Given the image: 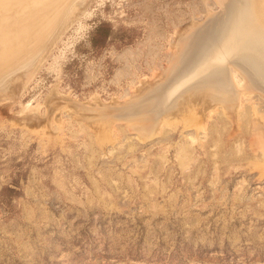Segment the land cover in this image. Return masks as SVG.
<instances>
[{
    "label": "rangeland",
    "instance_id": "obj_1",
    "mask_svg": "<svg viewBox=\"0 0 264 264\" xmlns=\"http://www.w3.org/2000/svg\"><path fill=\"white\" fill-rule=\"evenodd\" d=\"M213 1L86 0L27 86L16 72L20 94L5 79L19 95L0 97V264H264L261 82L235 74L233 113L190 103L145 131L122 109L164 79L183 24L227 0Z\"/></svg>",
    "mask_w": 264,
    "mask_h": 264
},
{
    "label": "bare ground",
    "instance_id": "obj_2",
    "mask_svg": "<svg viewBox=\"0 0 264 264\" xmlns=\"http://www.w3.org/2000/svg\"><path fill=\"white\" fill-rule=\"evenodd\" d=\"M88 1L89 2H86V0H0V83H1L0 87L2 89L0 90L1 91L0 93L4 94V95L0 94L1 99H2V96H4L5 98L6 97L8 98V95L10 94H11V97L15 96L16 98L20 94L19 92L22 91L21 89H24L25 85L27 86V82H28L26 81L27 78L29 81H31L30 79L32 78L30 77L35 76L34 73L36 70V66H37V69L39 70L38 66H41V63H40L42 61L41 59L43 58L44 61H46L43 55H45V51L49 50L48 52H50V49L53 46V43L54 42L56 43V38L58 37L57 35L58 33L55 34V32L58 31L57 29H59L58 32H60V30L66 31L64 26L68 22L70 24L69 19H71V17L73 16L72 13L73 14L74 13L77 14L78 12L82 13L83 10H85V9H82L83 6L86 5L85 2L86 3L91 2V0H88ZM216 1L224 3V0H216ZM234 1L237 2L236 0H227L226 1L227 3L225 2L224 5L220 3V5L223 8L220 9L221 13L219 15H218V12H219L218 11L217 14H215V16L210 17L209 15H206V14L209 13L211 10L207 9L209 12L205 11L206 13L202 15L209 16L210 18L208 17L209 20L205 24L203 22L202 23L203 25L199 23L200 21L198 22V20H196L197 24L195 26L192 25V24H195V22L193 23L195 19L190 20L191 22L189 21V23H191L190 25L191 27H189L188 24H183V25H187L188 28H190V30L188 29L185 30L184 28H186L187 26L183 27L181 25L183 28V31L184 30L188 31V33L186 32V34L184 31L185 35H182L183 31L181 32V30L179 29L180 26L179 27L177 26L178 27V30L176 28V30L178 31L176 32L177 38H178L179 31L181 33L180 35L182 36L179 35L180 38L178 39L175 38L177 39L176 40L177 42L176 44L174 42L172 44L173 46H175L174 48H176V50L169 43L170 48L174 49V50L173 49L171 50H173L174 52L173 54L171 52H170L171 54L169 53V55L171 56L173 55L171 57L172 59H170L171 60L169 63L170 66H168V62H169L168 60L166 63L167 66L165 67L166 69L164 68L165 72L163 69L160 70L162 71L161 75L159 74L161 77H162L163 72L164 74L166 73V75L163 74V76H165L163 79L164 82H162L163 80L159 77L162 80L161 83L155 80L157 81L156 82L157 85L151 84V81L154 79V76H153L152 80H148V81L146 80V83L150 82V86L148 85L149 83H147V85H145L146 87L144 86L145 88L143 87L142 89L140 87L142 90L141 89L139 90V92L137 93L138 95L136 94V92L138 91V88H137V91L134 92L136 95L133 93L135 97L134 95L130 94V97L133 96V98L130 99V97H128L130 100L126 99L127 102L125 100L123 101L124 103L122 104L124 106L126 105L125 103H128V106H126L125 108H122L128 111V115L126 116L127 118L126 123L128 124L133 123L131 124L132 126L138 125L139 130L144 129L145 131L147 128H149V126L155 123L158 124V122L156 121H159L160 119H162L160 118V116L163 117L162 115H165V113L167 115V113H169L170 111L173 113L172 111L173 109L178 108L177 110L181 112L180 116H182L184 112L182 113V111H180V107L183 108V106L181 105L187 106V104H190V103H191L190 104L191 108L193 106L192 103H200V105L201 103L202 104L208 103V105L209 103L210 104L219 103L220 107H223V109L224 107L226 108V111L224 109L225 113L228 110L231 112L234 109L233 106L237 104L236 99L238 98V97H235L236 96L235 94H237L238 92L235 93L232 90L235 85L233 83H236L235 74L240 75L244 79H248V81L251 83V89L255 87L259 88L260 87L259 85L261 82V85H263L261 87H263V90H264V83L262 82L264 81V73H263L264 67L262 68L264 64L262 65L261 63L264 60V57L261 54V47L258 44L260 41H262L261 39L264 40V0H244L245 7L235 6ZM213 2L217 3L215 2V0ZM207 7H210V6L207 5ZM81 13H78V14L81 15ZM212 13H215V12H212ZM78 17H76V20ZM204 18L205 20H207L206 19L207 17L204 16ZM74 20L75 18L72 20L73 22L71 21L72 24L74 23ZM198 23L201 25L198 26ZM62 27L64 28L63 30H62ZM176 34L174 33V35ZM54 35L56 37H54ZM58 38H57V41H59ZM42 50L44 53H42L41 55L40 52ZM226 60H228L227 61L228 64L226 63L225 65L224 63ZM13 70H15V73L14 74L12 73L13 74L12 75L10 74V72H13ZM20 70H22L21 74L25 76L26 78L25 79L26 83L24 81L25 85H23L24 83L23 84L20 83V82H23V79H22L24 78L23 76L21 77L22 81H18L19 79L17 78H16L17 81L15 80V77H18L21 75L19 74L17 76V73H19ZM166 70L168 72H166ZM9 74L11 77L9 76ZM159 75L156 74L155 79H157L158 78L157 76ZM13 76L14 78H12ZM6 78L14 79L12 81L13 88L10 87L11 84L9 83L11 82L10 81L7 82L6 80L7 85L9 84L8 86L10 87L9 90L12 93L15 90L14 84L16 82L18 83L17 84L18 86H19V83H20V86L22 85L20 89L17 86H15L19 89L18 90L16 88L19 94L16 93V95H13L12 93H10V91L6 90L9 88L8 86L6 89L5 88L4 89L6 90V94L7 92H9L10 94L6 95L5 92H3V87L5 86L3 82L5 81ZM144 83L142 82L143 85ZM248 84L249 83H247L246 86ZM143 85H140V86H143ZM11 88L14 90H12ZM236 88L237 87L235 86L234 88L235 91L237 90ZM258 88H255V89L257 90ZM260 91H262V89ZM262 94L264 93L262 92ZM237 101L239 103L238 99ZM112 102L113 101H111V104H113ZM67 103H72V101L70 102L67 101ZM115 103L117 104L118 101ZM136 103H139V105L137 104L138 106H135L134 104ZM161 103H166V104L161 105ZM111 104L110 106H112ZM74 105L76 106V104ZM94 105L92 104L91 106L93 107ZM119 105H121V103ZM80 106H82L81 108L83 109L84 106L83 105H80ZM85 106H87L86 109H89L88 108L89 105H85ZM97 106L98 105H96V107ZM101 106H102L101 108L105 107V110L107 112L108 109H106V106H103V104ZM213 106L211 107V110L212 108L214 109ZM235 107H236L235 109L237 110V107L239 108V105H236ZM72 108L78 109L79 106L74 107L72 105ZM119 108H116V109H119ZM186 108H189V107H186ZM196 108H195V112L197 113ZM201 109L202 108L200 109L197 108V110L199 111ZM206 109L207 107L206 108L204 107V110H201V111H206ZM223 109H221L222 113H223ZM90 110H91V107H90ZM109 110H112V108L111 109L109 108ZM189 110H187V112ZM192 110L194 111V108ZM98 111L99 110H97L96 113L101 115V112L98 113ZM193 111H191L190 113H192ZM94 112H91V114ZM104 112L105 111H102V114ZM171 112L169 113L170 115L172 114ZM195 112H193L192 115ZM190 113L188 112V116ZM198 113L197 115L194 114L193 116H199ZM201 113L200 115H204ZM232 113H230L229 116ZM169 114L167 115L168 117H169ZM172 115H176V114L173 113ZM172 115L171 117H174ZM184 115L187 116V113L186 114L184 113ZM93 116L95 118V116L97 115H95L94 113L93 115H91V117ZM180 116L177 115L175 119L179 118ZM257 116L258 115H256V118L259 119L260 117L259 116L257 117ZM26 117L28 116L26 115ZM189 117H191V115ZM201 117L199 116V119ZM232 117L233 115H231V118ZM180 118L182 119V117ZM108 119H110V117ZM112 119L114 118H111V120ZM253 119L255 120V117H253L252 120ZM31 120H32V117H31ZM202 120L204 121V119ZM255 122L257 123L258 121H255ZM260 122L262 121L260 120ZM104 124L105 123H103V125ZM106 124L109 125L110 122ZM260 125L261 124H259V126ZM107 126L105 125V127ZM129 126L130 125H128V127ZM132 126L131 128L133 129L134 127ZM256 128H253V132H255L254 130H256ZM255 134L253 133V135ZM253 135L251 134V136ZM255 136L251 138V140H253L254 142L255 140L253 138L254 137L258 138L257 137L258 135H255ZM260 138L262 139L263 137L261 136ZM258 140L260 139H256V142H258ZM255 144L257 145L258 143H255ZM252 145H253V142H252ZM258 146L260 148L261 143ZM254 147L257 148L255 145H253V148ZM260 149L264 150L263 148H260ZM263 161H264V158H263Z\"/></svg>",
    "mask_w": 264,
    "mask_h": 264
}]
</instances>
